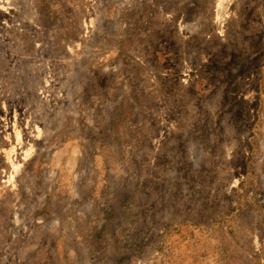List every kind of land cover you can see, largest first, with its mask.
Returning <instances> with one entry per match:
<instances>
[{
  "label": "rangeland",
  "instance_id": "rangeland-1",
  "mask_svg": "<svg viewBox=\"0 0 264 264\" xmlns=\"http://www.w3.org/2000/svg\"><path fill=\"white\" fill-rule=\"evenodd\" d=\"M0 264H264V0H0Z\"/></svg>",
  "mask_w": 264,
  "mask_h": 264
}]
</instances>
